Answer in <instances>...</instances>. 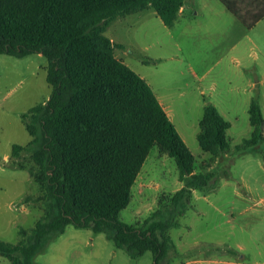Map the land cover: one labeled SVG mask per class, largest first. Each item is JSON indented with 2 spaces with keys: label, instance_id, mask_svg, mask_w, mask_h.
<instances>
[{
  "label": "trees",
  "instance_id": "trees-1",
  "mask_svg": "<svg viewBox=\"0 0 264 264\" xmlns=\"http://www.w3.org/2000/svg\"><path fill=\"white\" fill-rule=\"evenodd\" d=\"M246 28L264 19V0H219ZM185 0H0V54H41L49 62V100L23 115L31 136L12 155L30 156V176L44 215L20 228L17 243L0 239V256L10 264H38L36 257L68 225L104 233L133 258L152 252L154 264H169L175 244L170 230L191 205L193 190L216 189V172H195V157L151 85L115 55L122 47L106 35L118 18L148 8L167 27L178 20ZM252 136L237 153H255L264 142V115L250 107ZM227 122L208 103L197 140L214 157L230 147ZM176 161L181 188L142 227L118 218L153 147Z\"/></svg>",
  "mask_w": 264,
  "mask_h": 264
},
{
  "label": "rangeland",
  "instance_id": "rangeland-1",
  "mask_svg": "<svg viewBox=\"0 0 264 264\" xmlns=\"http://www.w3.org/2000/svg\"><path fill=\"white\" fill-rule=\"evenodd\" d=\"M186 11L172 29L152 8L118 18L106 35L123 47L118 59L152 85L169 104L173 122L195 157V172L214 171L215 190H193L191 205L170 230L175 244L169 264H264V142L255 153L236 147L253 133L250 107L264 115V19L246 28L219 0H185ZM231 20V21H230ZM49 62L41 54H0V239L20 240L44 215L29 169L34 163L15 144L31 140L23 115L49 100ZM263 80V81H262ZM217 107L230 123V147L214 157L197 140L204 108ZM183 182L173 157L157 146L150 151L132 188V199L118 218L142 227L168 203ZM38 264H154L152 252L133 259L104 233L68 225L36 257ZM0 264H10L0 256Z\"/></svg>",
  "mask_w": 264,
  "mask_h": 264
},
{
  "label": "crops",
  "instance_id": "crops-1",
  "mask_svg": "<svg viewBox=\"0 0 264 264\" xmlns=\"http://www.w3.org/2000/svg\"><path fill=\"white\" fill-rule=\"evenodd\" d=\"M223 5V4H222ZM224 6V5H223ZM186 6H183L182 8H181V10H180V13H179V17H178V20H179V18L181 17V16H183V14L185 13V11H186V8H185ZM226 9V8H225ZM227 10V9H226ZM228 11V10H227ZM229 12V11H228ZM230 13V12H229ZM231 14V13H230ZM231 15H233V14H231ZM234 16V15H233ZM235 17V16H234ZM236 18V17H235ZM237 19V18H236ZM177 20V21H178ZM231 21V20H230ZM167 27V26H166ZM173 27H175V26H173ZM173 27H168V28H170V29H172ZM122 45V47H123V44H121ZM120 60H122V61H124V59H122V57H121V59ZM124 63H125V61H124ZM141 76V75H140ZM145 79V78H144ZM146 81H147V79H145ZM263 81V80H262ZM148 82V81H147ZM149 83V82H148ZM150 84V83H149ZM151 85V84H150ZM151 87H152V85H151ZM153 89V88H152ZM156 94V96L158 97V99H159V101H160V103L162 104V106H163V108L165 109V111H166V113L168 114V116L170 117V119L173 121V119H172V116H171V112H170V108H169V104L166 102V100L164 99V101L158 96V94L157 93H155ZM174 123V122H173Z\"/></svg>",
  "mask_w": 264,
  "mask_h": 264
}]
</instances>
